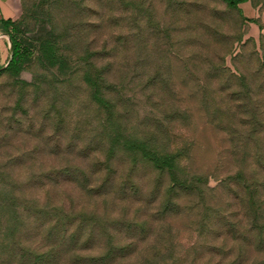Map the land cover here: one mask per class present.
Masks as SVG:
<instances>
[{"label": "rangeland", "instance_id": "obj_1", "mask_svg": "<svg viewBox=\"0 0 264 264\" xmlns=\"http://www.w3.org/2000/svg\"><path fill=\"white\" fill-rule=\"evenodd\" d=\"M17 1L31 56L18 80L0 74V193L14 197L0 203V264H17L12 207L30 217L24 227L38 215L42 236L70 220V231L105 223L104 243L134 231L130 263L264 264V0ZM10 55L0 32V69ZM92 71L125 131L177 153L197 189H173L139 155L110 150L84 81Z\"/></svg>", "mask_w": 264, "mask_h": 264}, {"label": "trees", "instance_id": "obj_2", "mask_svg": "<svg viewBox=\"0 0 264 264\" xmlns=\"http://www.w3.org/2000/svg\"><path fill=\"white\" fill-rule=\"evenodd\" d=\"M223 1L228 7L235 8L248 0ZM20 22L22 20L13 21L10 19L0 22V31L8 35L11 43L10 58L6 65L0 69V74L7 72L16 80H18L23 66L31 56L30 45L23 41L19 33ZM39 48L49 65L53 66L61 61L62 58L58 55L56 45L51 39L41 41ZM84 81L89 86L90 100L96 103L104 112L105 118L102 122V128L107 133V138H109L110 150L114 147H119L133 155H139L142 160L151 165L153 170L166 175L173 189L186 193L197 189V184L194 181L196 178L187 179L186 177H180L179 155L177 153H160L151 145L147 138L135 137L125 131L119 121L113 103L104 95V80L100 73L87 72L84 75ZM107 181H110V179ZM111 183L113 181H110V186ZM109 192L110 190L104 193L96 192L95 195H107ZM0 203H4L8 208L14 204V197L11 198L8 193H0ZM15 210L16 208L13 210V207L9 209L11 211L10 214H14L13 223L7 225V222H11L9 216L7 221L5 220L6 228L11 226V237H18L16 249L11 251L7 257L8 263L17 261V264H168L172 261V257L157 254L150 257L141 256L139 261L130 263L129 259L135 253L138 242L141 241L138 239L140 235L134 231L132 233L136 235L128 236L129 241L127 243L117 244L118 238L114 236H111L104 243L102 234H97L99 231L97 227H100L99 232L104 231L107 228L105 223L98 224L96 221L85 222L78 220L75 230L70 231V226L74 224L72 223L73 220H70L68 221L69 223L65 224L66 229L65 227L63 228L64 224L60 225L62 229L54 227L53 229H56L54 235L56 236L55 238H49L53 235V229L50 230L49 235L46 236L45 234L42 236L39 233L40 228H42V220L37 217L38 215H34L28 226L24 227L22 225L23 221L28 220L30 217L24 216L23 209ZM17 222H19L18 225ZM115 227H113V230L116 231ZM120 232L122 231L119 229L117 234ZM35 233L37 235L36 240H32V236H35ZM88 233H92V236L89 237ZM70 234L73 235L68 237ZM124 236L126 235L124 234ZM114 241L117 245H115Z\"/></svg>", "mask_w": 264, "mask_h": 264}, {"label": "crops", "instance_id": "obj_3", "mask_svg": "<svg viewBox=\"0 0 264 264\" xmlns=\"http://www.w3.org/2000/svg\"><path fill=\"white\" fill-rule=\"evenodd\" d=\"M240 5L247 6L246 3ZM19 15L20 4L17 0H0V22L9 19L14 21Z\"/></svg>", "mask_w": 264, "mask_h": 264}]
</instances>
